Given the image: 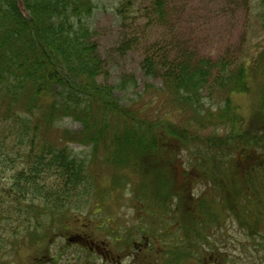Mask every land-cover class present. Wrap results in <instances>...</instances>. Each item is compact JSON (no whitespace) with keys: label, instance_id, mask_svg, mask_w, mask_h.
Wrapping results in <instances>:
<instances>
[{"label":"trees","instance_id":"trees-1","mask_svg":"<svg viewBox=\"0 0 264 264\" xmlns=\"http://www.w3.org/2000/svg\"><path fill=\"white\" fill-rule=\"evenodd\" d=\"M120 3L117 11L123 23L140 14L133 1ZM19 5L18 0H0V94L10 100L7 110L0 111V205L15 228L10 243L16 240V244L45 249L42 256L35 255L26 264H58L59 259L49 254L54 241L49 240L57 236L55 230L71 229L65 228L71 214L82 207L92 191L87 162L74 155L72 145L91 148L93 153L104 150L109 163L139 172L135 201L162 220H174L184 233L177 255L172 253L167 264L200 261L199 256L205 253L202 245L207 244L214 225H222L220 213L231 211L235 215L241 205L253 207L256 218L262 221L264 165L255 163L239 172L233 163L236 155L241 158L264 151L262 132L252 128L225 138H203L189 125L149 119L136 105L123 106L115 88L99 82L105 69L88 24L95 11L93 0H22L23 10ZM259 7L264 28V0ZM143 11L150 23H161L166 18L167 3L150 0ZM203 60L177 51L173 60L159 61L158 54L150 52L143 68L151 78L160 67L165 94L183 111L201 108L203 92L217 88L227 93L228 113L232 110L228 94L249 91L247 67L240 64L235 71L228 61ZM258 116L264 121L261 113ZM66 117L80 122L83 131H66L59 138L49 139L47 133L50 135L55 122ZM171 142L179 149L170 150ZM193 147L199 155L204 154L201 148L206 149L212 162L192 160L189 165L197 163L194 167L200 171L193 177L190 171L194 168H190L181 183L176 159L180 150L191 151ZM6 179L10 183L3 185ZM202 180L213 185L199 193L194 186ZM232 180L241 191L232 193ZM236 215L245 226L241 214ZM63 217L64 225L56 226L55 219ZM48 220L52 224L45 234L31 238ZM69 239L91 250L81 237ZM206 253L207 261L213 256Z\"/></svg>","mask_w":264,"mask_h":264},{"label":"rangeland","instance_id":"rangeland-1","mask_svg":"<svg viewBox=\"0 0 264 264\" xmlns=\"http://www.w3.org/2000/svg\"><path fill=\"white\" fill-rule=\"evenodd\" d=\"M121 1L124 0H93L95 11L88 24L92 28L94 41L104 63L105 73L100 76L99 82L113 86L115 96L123 106L136 105L149 119H167L175 124L189 125L193 128V133H199L203 138H225L239 133V129L234 131V115L238 119L237 125L245 120L250 122L251 128H260L259 123L252 121V118L253 113L258 111L260 92L264 84V28L261 24L262 9L259 7L261 0H165L167 14L161 23H150L144 14L143 10L150 5V0H131L141 15L138 14L137 18L126 24L117 11ZM177 51L185 56L199 57L212 63L228 61L235 71L240 64H244L249 72L248 85L251 83L252 89L248 94H231V98L228 94L233 108L228 115L224 112L227 93L217 91L216 88L212 92H203L201 108L195 112L183 111L172 105L169 96L165 94L164 72H160V67L157 75L151 78L145 74L143 68L150 52L157 53L160 61L165 58L173 60ZM9 101L0 94L2 113L9 107ZM66 131L80 133L83 125L66 117L55 122L47 137L59 138ZM169 149L178 150L179 146L176 142H171ZM72 150L75 156L87 162L85 164L91 177L92 191L81 210H74V214H71L70 221L65 225V228L71 229L68 232L63 229L55 230L57 236L49 240V243L54 240L49 248L50 254L57 256L63 253V264H134L136 259L139 263L143 262L142 264H156L162 257V249H169L175 257L178 251L176 249L181 244L179 237L183 232L172 221L164 223L158 217H150L141 211L142 206L135 201L134 193L141 180L139 172L125 170L119 163H109L104 150L93 153L91 148L82 145H72ZM179 152H182V156L176 160L175 168L182 183L183 167L191 160L197 161L194 155L198 150L193 147L191 151ZM201 153L204 154L199 157V161L203 162L210 154L203 148ZM237 157L238 155L233 163H236L235 169L240 172L253 165L252 163H261L264 152L245 154L238 159ZM3 181V185L10 183L9 179ZM231 184L234 185L232 193L241 191L235 180ZM199 189L206 191L207 184H201ZM232 202L235 204V200ZM3 210L0 205V247L7 249L1 251L0 248V264H26L35 255L42 256L44 248L36 250L27 247L28 244H16V240L13 244L10 243L15 238L12 230L15 228H11L13 224L6 219ZM244 214H241L243 220L247 221V228L251 229L254 224L249 220L250 211L247 210ZM66 218L55 219L56 226L64 225ZM50 223L48 220L37 231L33 225L36 234L30 237H42ZM147 226L149 231L159 233L154 239L157 241L156 254L145 251L139 253V244L149 239L147 236L145 239L141 235L132 243L128 241L130 235ZM138 232L137 235H140ZM76 236L88 241L87 247L93 246L94 255L88 254V249L83 251L82 247L69 239ZM212 240L213 249L223 254L219 264H264V242L261 238L255 240L248 236L247 230L234 221L223 231L217 232ZM104 243L108 247L106 254L102 249L105 247ZM136 243L139 244L135 248ZM156 255L158 257L155 259ZM105 256H110L112 260L108 257L105 259ZM118 256L120 258L115 260ZM200 264L210 262L205 263L204 260Z\"/></svg>","mask_w":264,"mask_h":264}]
</instances>
